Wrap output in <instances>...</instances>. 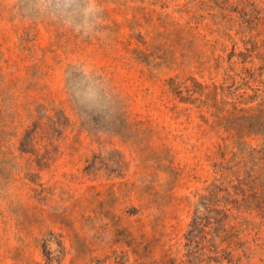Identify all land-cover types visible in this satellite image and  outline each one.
<instances>
[{
	"label": "rangeland",
	"instance_id": "374dc122",
	"mask_svg": "<svg viewBox=\"0 0 264 264\" xmlns=\"http://www.w3.org/2000/svg\"><path fill=\"white\" fill-rule=\"evenodd\" d=\"M259 93L264 0H0V264H264Z\"/></svg>",
	"mask_w": 264,
	"mask_h": 264
},
{
	"label": "trees",
	"instance_id": "16d2710c",
	"mask_svg": "<svg viewBox=\"0 0 264 264\" xmlns=\"http://www.w3.org/2000/svg\"><path fill=\"white\" fill-rule=\"evenodd\" d=\"M246 72H249L250 74L251 69L250 68H246L245 70ZM243 78H246L245 76H243ZM255 98H258V105L257 108L259 110V113H261V117L260 119L257 118V114H252V115H238L237 118L238 119H243V117L245 119H247L249 122V125L252 128V133H260L262 135H264V128L261 129V125H264V93H259L256 95ZM252 100H248L245 103H249ZM242 102V101H240ZM240 110H244V111H249L251 110V108L245 107V106H240L239 107ZM263 121L260 122V125L255 124L257 121ZM236 125L238 127L241 126V123H239L238 121H236ZM244 142V141H242ZM229 196H231L230 192L227 191L226 192V196H225V200H224V208H221V212L223 213L222 215H225L226 217L235 215V218H238L239 215L235 214V212H233V208H237L240 209L241 208V204H239V199L238 198H233L232 200H229ZM235 199V200H234ZM246 201V205L244 206L246 209L250 210V212H254V211H258L256 213L255 216H258L260 218V220L254 219V218H249V217H245L243 220H241L239 223L241 225V227H238L237 225L239 224H230V228L227 229L226 233L223 237V240L225 238L228 239H234L236 237L239 238V240H237V244L239 246H246L250 249V254H255L256 252H258V250L263 254L264 253V239L261 237V228L262 226H264V208L262 209V207L260 205H258V201L256 196L254 197V199H249V198H243L242 202L244 203ZM235 202V204H234ZM232 203L231 206L228 207V204ZM261 211V212H260ZM197 227H200L199 225ZM246 232V235H250L251 238H246L244 241H242V237L239 236L240 232ZM196 236L195 235H191L188 236V240H189V244H192V242L196 241ZM189 252H192V250H190ZM193 253V252H192ZM206 252L203 250V252H201L200 254L203 255ZM250 256V255H249ZM212 256L208 257V260H211ZM202 261H207L206 258H202ZM200 260V262H201ZM220 261V259L218 260ZM186 262V261H185ZM202 264H206V262H202Z\"/></svg>",
	"mask_w": 264,
	"mask_h": 264
}]
</instances>
